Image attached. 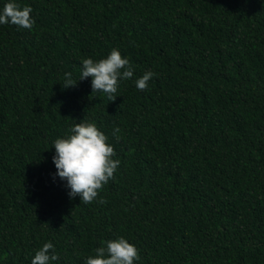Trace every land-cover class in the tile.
<instances>
[{
    "label": "trees",
    "instance_id": "obj_1",
    "mask_svg": "<svg viewBox=\"0 0 264 264\" xmlns=\"http://www.w3.org/2000/svg\"><path fill=\"white\" fill-rule=\"evenodd\" d=\"M17 2L35 24L0 25V264L47 242L50 264H84L120 236L135 264H264V0ZM113 48L134 75L109 101L79 77ZM81 120L120 160L90 204L52 160Z\"/></svg>",
    "mask_w": 264,
    "mask_h": 264
},
{
    "label": "clouds",
    "instance_id": "obj_2",
    "mask_svg": "<svg viewBox=\"0 0 264 264\" xmlns=\"http://www.w3.org/2000/svg\"><path fill=\"white\" fill-rule=\"evenodd\" d=\"M30 6H21L17 0H7L0 8V25L12 24L18 29L31 30L35 24L31 16ZM79 80L91 77L92 94L100 92L107 95L109 101L117 97L119 84L122 80H131L134 69L127 58L118 49H111L105 58L93 60L85 58L81 61ZM156 75L146 71L135 79L134 84L140 91L148 89V82ZM78 80L72 78L71 72H65L63 88L75 87ZM69 135L53 141L55 154L52 157L57 169L55 175L66 181L70 189V198L80 197L81 203L90 204L96 200L117 171L120 160L114 159L116 152L108 143V136L94 122L81 120L69 128ZM120 130H113L116 136ZM102 199L99 203H104ZM55 248L51 242L43 244L35 251L31 264H50L58 260ZM140 260L139 249L126 238L120 236L102 242L95 249V254L84 258V264H135Z\"/></svg>",
    "mask_w": 264,
    "mask_h": 264
}]
</instances>
